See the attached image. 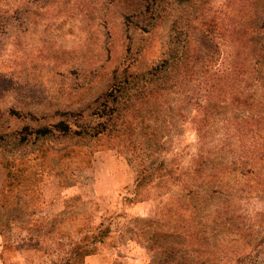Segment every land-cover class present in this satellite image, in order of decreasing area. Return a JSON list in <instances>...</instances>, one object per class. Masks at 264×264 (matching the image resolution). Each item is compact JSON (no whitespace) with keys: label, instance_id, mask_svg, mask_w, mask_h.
I'll return each mask as SVG.
<instances>
[{"label":"rangeland","instance_id":"rangeland-1","mask_svg":"<svg viewBox=\"0 0 264 264\" xmlns=\"http://www.w3.org/2000/svg\"><path fill=\"white\" fill-rule=\"evenodd\" d=\"M125 104L136 159L91 136ZM160 163L170 180L136 190ZM74 247L82 264H264V0H0V264Z\"/></svg>","mask_w":264,"mask_h":264},{"label":"trees","instance_id":"trees-1","mask_svg":"<svg viewBox=\"0 0 264 264\" xmlns=\"http://www.w3.org/2000/svg\"><path fill=\"white\" fill-rule=\"evenodd\" d=\"M200 5L205 6L207 5V3L205 1H202L200 3ZM209 23L211 24V21H209ZM260 57H261V53L260 50H258V52L255 55V60H254V75L253 79H256V77L258 78V68H257V64L260 62ZM243 59L239 64V69L236 70L237 71V75L233 76L235 78V80H238V78H240L238 81L240 82H244L246 81L249 77L246 76V72H245V66H244ZM227 78V77H226ZM242 85H238L235 91V96H234V101L242 106H245L247 104H249V102L251 101V96L252 94L249 93H244L243 91H240ZM158 89L155 90V93L157 95ZM150 92L149 94H155ZM132 117V118H131ZM138 118L134 117V114L132 112L131 106L130 105H124L119 111H116L115 114H107L105 120L103 122H100V128L95 129L91 136H97L100 133H104L106 135V137L108 136L109 138H113L115 139L114 142H112L111 144H109L107 146V148L109 149H117L119 152L122 153H126L129 154L130 156H132L134 159L139 157V152L137 154H135V136L134 134L136 133V127L138 125ZM133 123L135 124V127L133 126ZM131 126L133 127L131 129ZM60 131L62 132H66L69 130V125L67 123H65L64 121H60L59 123L56 124V126ZM128 130H133L130 131L131 133H129ZM37 132L40 135H46L48 132H50V129L45 127L42 128L40 130H37ZM12 160H6L5 162H3V167L7 169L6 171V176L7 177H15V172H13L11 170V167L9 166V164H11ZM14 161V159H13ZM163 165V163H160L156 166H147V165H141L139 167L138 170V174H137V178L135 180V189L137 190L139 187L141 186H145L146 189L148 190L149 188H155L159 185H163V183H167L170 180V177L165 178L162 174L160 173L159 176H155L154 179H151V177L153 176V172L154 173H159V168L160 166ZM153 170V172H149V170ZM149 176V177H147ZM150 178V179H148ZM137 193V192H136ZM190 194L191 191L188 190L185 195L188 196L190 198ZM139 199H143L142 197H140ZM164 198H155L154 200H156V203L158 204V202L163 201ZM140 201V200H139ZM167 202H165L164 206L162 205V209L160 205H157V211L158 214L156 216H158V218H160L161 220L165 221L166 227L167 229H170L171 226L174 222L172 219H169L168 217H171L172 212L174 211V206L176 205V208L178 206L179 202H185L186 199L183 196H174L172 197V199L169 198V200H166ZM172 203V204H171ZM166 209H165V208ZM165 209V212H164ZM161 210L163 212V214H161ZM157 222V221H156ZM159 223V222H158ZM103 223H101L99 225V227L103 226ZM100 231V235H107L108 233H110V230L108 227H105L103 230H98ZM100 237V236H98ZM97 236H94V240H99L100 238H98ZM73 253L74 256L76 258V261L69 262V258L64 262V264H82L84 261V253L81 252V248L80 247H74L73 248ZM74 258V259H75ZM71 259V258H70ZM73 259V258H72Z\"/></svg>","mask_w":264,"mask_h":264}]
</instances>
